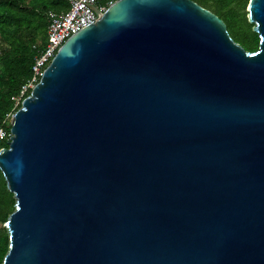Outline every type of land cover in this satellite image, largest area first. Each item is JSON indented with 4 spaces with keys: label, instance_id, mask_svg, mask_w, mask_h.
Masks as SVG:
<instances>
[{
    "label": "water",
    "instance_id": "water-1",
    "mask_svg": "<svg viewBox=\"0 0 264 264\" xmlns=\"http://www.w3.org/2000/svg\"><path fill=\"white\" fill-rule=\"evenodd\" d=\"M10 118L2 264H264V0L254 52L191 0H117Z\"/></svg>",
    "mask_w": 264,
    "mask_h": 264
},
{
    "label": "trees",
    "instance_id": "trees-1",
    "mask_svg": "<svg viewBox=\"0 0 264 264\" xmlns=\"http://www.w3.org/2000/svg\"><path fill=\"white\" fill-rule=\"evenodd\" d=\"M215 14L226 26L230 38L245 51L254 52L259 37L247 20L249 0H191ZM66 0H0V129L9 134L10 117L30 90L19 96L31 78L34 58L47 42V15L67 10ZM20 97V98H19ZM18 99L16 103V99ZM8 139L0 141L7 148ZM15 200L0 172V264L8 250L3 226L14 210Z\"/></svg>",
    "mask_w": 264,
    "mask_h": 264
},
{
    "label": "built area",
    "instance_id": "built-area-1",
    "mask_svg": "<svg viewBox=\"0 0 264 264\" xmlns=\"http://www.w3.org/2000/svg\"><path fill=\"white\" fill-rule=\"evenodd\" d=\"M68 8L60 13L50 12L47 15V42L44 49L34 58L31 67V78L21 87L19 96L31 90L40 80L41 74L48 66L56 52L63 43L80 29L96 23L98 16L94 13L96 8L100 13L117 0H66ZM20 98V97H19ZM16 99V103L18 99ZM11 118V117H10ZM10 134L0 129V141Z\"/></svg>",
    "mask_w": 264,
    "mask_h": 264
}]
</instances>
